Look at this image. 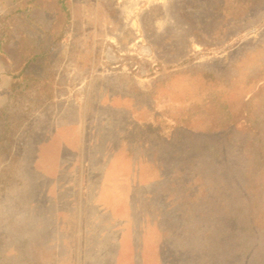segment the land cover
I'll return each instance as SVG.
<instances>
[{
  "label": "rangeland",
  "instance_id": "obj_1",
  "mask_svg": "<svg viewBox=\"0 0 264 264\" xmlns=\"http://www.w3.org/2000/svg\"><path fill=\"white\" fill-rule=\"evenodd\" d=\"M10 29L34 37L24 60L2 66L25 63L26 78L0 106V264H79L80 249L38 230L29 213L45 189L26 180L49 115L77 108L49 101L54 88L75 93L97 67L139 96L149 88L141 103L154 120L134 137L158 163L150 197L116 226L136 261H115L111 246L106 264H264V0H0V47ZM89 209L60 220L57 236L78 244Z\"/></svg>",
  "mask_w": 264,
  "mask_h": 264
},
{
  "label": "crops",
  "instance_id": "obj_2",
  "mask_svg": "<svg viewBox=\"0 0 264 264\" xmlns=\"http://www.w3.org/2000/svg\"><path fill=\"white\" fill-rule=\"evenodd\" d=\"M7 34L11 39L7 37V43L0 47V106L8 102L13 89L17 90L26 78L25 63L21 69L9 67L10 71L2 66H9L14 54L19 56H15L16 61L24 60V41L34 37L32 32L20 29L7 30ZM100 69L97 67L90 81L88 76L77 82L74 80L78 88L75 93L57 94L54 88L48 98L49 101L73 102L77 108L49 115L48 130L42 132L46 138L33 145L32 179L26 181L27 184L37 183L45 192L39 195L33 192L32 212L28 213L33 219L39 218L38 230L42 228L53 238L48 240L49 246L77 247L78 252L80 249L79 264L112 261L111 246L116 247L115 261L135 262L137 244L133 236L116 237L115 232L118 223L129 227L137 206L135 199L150 197L148 189L158 179L152 169L158 163L142 155L150 145L136 144L134 137L139 131L146 134V127L154 120L151 106L141 103L149 88L142 86L141 99L134 81L119 80L117 76L110 80L103 70L99 72ZM52 85L56 87L57 82ZM82 88H85L83 93ZM81 183L86 185L81 187ZM82 204L90 207L89 222L80 228L78 244H67V237L62 240L57 232L66 230L69 224L60 220L65 221L69 216L67 219L71 221ZM141 246L144 250L145 239ZM126 247L128 255L123 254ZM87 249L89 253L85 252Z\"/></svg>",
  "mask_w": 264,
  "mask_h": 264
}]
</instances>
